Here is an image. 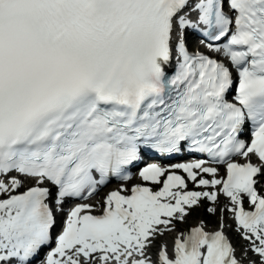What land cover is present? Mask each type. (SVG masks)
Here are the masks:
<instances>
[{
  "label": "snow or ice",
  "instance_id": "obj_1",
  "mask_svg": "<svg viewBox=\"0 0 264 264\" xmlns=\"http://www.w3.org/2000/svg\"><path fill=\"white\" fill-rule=\"evenodd\" d=\"M0 264H264V0H0Z\"/></svg>",
  "mask_w": 264,
  "mask_h": 264
},
{
  "label": "bare ground",
  "instance_id": "obj_2",
  "mask_svg": "<svg viewBox=\"0 0 264 264\" xmlns=\"http://www.w3.org/2000/svg\"><path fill=\"white\" fill-rule=\"evenodd\" d=\"M223 174V173H222ZM117 187H110L106 190V193L115 189ZM100 196H103V194H100ZM99 199V197L97 198ZM221 201H225V198L221 197ZM88 203H93L95 204L96 203V200H90L88 201ZM213 206V205H212ZM211 207V206H210ZM191 210V209H190ZM190 210H189V213H190ZM206 213H208L207 211H205ZM224 216V223L226 224V228H225V232L226 234L229 236V238L232 240V242L239 248L241 245H243L245 242L240 240L239 236H238V239H235L231 236L232 233H235L232 229L234 227V223H233V220L231 218V213H228V212H224V213H221L219 215V224H220V217L221 216ZM188 217V216H187ZM187 217L185 218V222L184 223H179L177 222L176 224V230L175 231H172V232H168L166 233L163 237H160L156 240L155 242V245L151 248V253L153 254V258L155 259V254L157 252V248H159L160 246L166 244L167 247H168V250L169 252L171 253V249H172V246H173V241L175 239V237L180 234L181 232H186L190 227H193V226H197L201 221H197L195 224L194 223H187ZM192 222V221H191ZM219 224L218 226L216 227V229L212 230V231H215V230H218V227H219Z\"/></svg>",
  "mask_w": 264,
  "mask_h": 264
},
{
  "label": "rangeland",
  "instance_id": "obj_3",
  "mask_svg": "<svg viewBox=\"0 0 264 264\" xmlns=\"http://www.w3.org/2000/svg\"><path fill=\"white\" fill-rule=\"evenodd\" d=\"M212 206L208 202H202L199 206L194 207L190 210V213L187 217V223H196L197 221H203L206 225V230L212 231L216 229L219 224V215L221 214L220 208H217V212L215 215L211 213H206V208ZM192 221V222H191ZM231 236L235 239H238V235L236 233H232ZM157 251L159 248L156 249ZM157 253V252H156Z\"/></svg>",
  "mask_w": 264,
  "mask_h": 264
}]
</instances>
